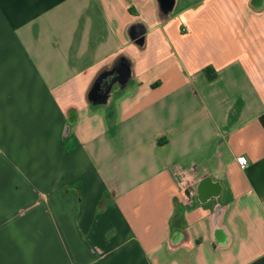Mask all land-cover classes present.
<instances>
[{
    "label": "crops",
    "instance_id": "crops-1",
    "mask_svg": "<svg viewBox=\"0 0 264 264\" xmlns=\"http://www.w3.org/2000/svg\"><path fill=\"white\" fill-rule=\"evenodd\" d=\"M0 264H264V0H0Z\"/></svg>",
    "mask_w": 264,
    "mask_h": 264
},
{
    "label": "water",
    "instance_id": "water-1",
    "mask_svg": "<svg viewBox=\"0 0 264 264\" xmlns=\"http://www.w3.org/2000/svg\"><path fill=\"white\" fill-rule=\"evenodd\" d=\"M174 0H158V7L162 17H166L172 10ZM134 32H136V27ZM139 45L143 44V37L137 38ZM131 67L128 63V58L121 56L118 62L112 67L104 69L94 82L93 87L88 93V97L96 105L106 106L109 114L112 112V101L115 96L123 92L132 82L131 79ZM115 85L117 88L115 89ZM71 122L68 123V127L71 126Z\"/></svg>",
    "mask_w": 264,
    "mask_h": 264
},
{
    "label": "built area",
    "instance_id": "built-area-1",
    "mask_svg": "<svg viewBox=\"0 0 264 264\" xmlns=\"http://www.w3.org/2000/svg\"><path fill=\"white\" fill-rule=\"evenodd\" d=\"M237 161L241 166H244L248 162V157L246 155H241L237 158ZM195 196H196V191L194 187L188 186L184 188L182 203L184 205H189L195 199Z\"/></svg>",
    "mask_w": 264,
    "mask_h": 264
},
{
    "label": "trees",
    "instance_id": "trees-1",
    "mask_svg": "<svg viewBox=\"0 0 264 264\" xmlns=\"http://www.w3.org/2000/svg\"><path fill=\"white\" fill-rule=\"evenodd\" d=\"M133 26H135V25H132V26L130 27V30H131V28H133ZM120 58H121V56H118V57L115 59L114 64H115L116 62H118ZM114 64H113V65H114ZM103 70H104V69H102V70L96 75V77L94 78V80H93V82H92V84H91V86H90V88H89V90H88V93H89L90 89L93 87L94 82H95L96 79H97V76H98ZM207 71H208V70H207ZM208 76H209V78L213 77V75L210 74V72H208ZM87 99H88V103H89L91 106H95V103H94L93 101L90 100V98L88 97V94H87Z\"/></svg>",
    "mask_w": 264,
    "mask_h": 264
}]
</instances>
